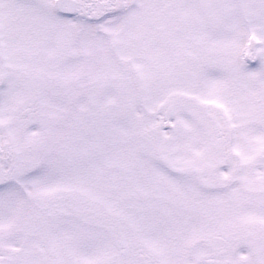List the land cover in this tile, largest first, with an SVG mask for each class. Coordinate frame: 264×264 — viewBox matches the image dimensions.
<instances>
[{"label": "snow or ice", "instance_id": "obj_1", "mask_svg": "<svg viewBox=\"0 0 264 264\" xmlns=\"http://www.w3.org/2000/svg\"><path fill=\"white\" fill-rule=\"evenodd\" d=\"M0 264H264V0H0Z\"/></svg>", "mask_w": 264, "mask_h": 264}]
</instances>
